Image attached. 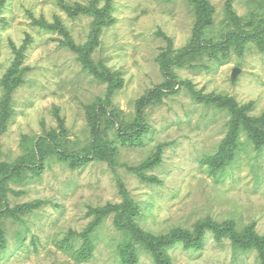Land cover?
<instances>
[{
    "label": "rangeland",
    "instance_id": "374dc122",
    "mask_svg": "<svg viewBox=\"0 0 264 264\" xmlns=\"http://www.w3.org/2000/svg\"><path fill=\"white\" fill-rule=\"evenodd\" d=\"M209 2L214 14L201 35L205 42H223L237 20L246 30L264 21V0ZM111 5L114 22L102 29L90 54L122 79V87L106 101L108 83L84 69L78 54L62 45L63 34L40 25L58 20L74 43L83 45L89 40L91 18L70 17L57 0H0V99L6 71L14 62L24 69L0 133V161L13 163L25 153L27 142L51 137L58 150L83 154L94 139L86 106L100 97L107 113L113 111L122 123L133 122L140 100L166 80L160 58H174L193 42L195 15L187 0H111ZM227 5L238 16L232 22ZM223 54L203 51L183 66H171L174 90L141 107L140 144H120L114 128L100 124L98 133L114 141L115 164L90 160L72 170L54 154L39 174L27 169L20 182L8 181L10 207L40 204L19 214L18 220L2 218L7 243L0 264H122L117 246L123 235L114 227L113 214L91 231V254L80 255L85 250L81 234L94 219L90 209L121 203L119 182L137 206L134 221L152 236L178 227L192 230L206 218L238 230L252 226L263 235L264 147L257 151L241 131L230 164L212 173L204 163L218 152L229 115L203 106L190 89L232 97L240 105L250 103L253 116L264 112V50L248 43L241 53L230 48ZM234 68L238 73L232 80ZM167 254L172 264H260L255 251H236L228 239L218 242L210 231L202 249L176 243ZM137 264L154 260L139 250Z\"/></svg>",
    "mask_w": 264,
    "mask_h": 264
},
{
    "label": "trees",
    "instance_id": "16d2710c",
    "mask_svg": "<svg viewBox=\"0 0 264 264\" xmlns=\"http://www.w3.org/2000/svg\"><path fill=\"white\" fill-rule=\"evenodd\" d=\"M99 1L89 0L87 4L75 2L70 4L65 0H57L58 6L70 17L86 16L91 18L89 40L83 45L75 44L58 20L55 25L45 22H42L40 25L46 30H55L63 34L65 40L62 42V45L67 46L78 54V58L84 69L88 70L98 80L108 83L106 100L108 101L110 95L122 87L123 82L118 72L112 71L101 61L99 63L94 62L90 57V54L98 46L102 29L114 22L111 0H107L104 6H99ZM164 1L170 2L172 0ZM187 1L191 5L195 15L193 42L187 49L180 51L174 58H160L166 80L140 100L137 107L138 114L133 122L122 123L113 111L107 113L106 102L98 97L94 102L86 106V117L93 130L94 139L83 154L77 152L70 154L65 150H58L54 137H51L49 138L51 141L47 138H40L36 144L27 142L24 147L25 153L19 156L13 163L0 161V252L5 249L7 243L2 218L11 216L18 220L20 219L19 214L30 213L38 208L40 204L30 202L10 207L6 196L7 190L10 189L7 186L8 181L14 180L20 182L23 179L22 172L27 169L31 170L34 175L39 174L43 168V162L54 154L59 161L66 164L72 170L86 165L90 160L102 161L110 165L115 164L116 149L114 141L110 140L108 135L105 136V133H103L105 137H102L98 133L97 128L102 123L104 127L108 128L111 126L114 128L115 138L120 144H140L141 135L144 131V121L140 117L141 107L153 101H160L167 91L174 90L176 81L172 74V65L183 66L189 57L203 51H210L211 54L222 51L224 54H227L230 48H233L238 53H241L248 43L256 44L260 50H264V21H260L255 26L249 24L251 28L250 30H246L237 20L233 23L235 28L227 32L223 42H205L201 38V35L204 29L210 26L213 21L214 8L209 0ZM227 14L231 22L238 18L229 5H227ZM13 50L16 55L21 54V50L17 51L14 47ZM23 74L24 69H21L19 64L14 62L2 79L3 97L0 99V133L5 130L11 111L10 102L12 93L18 86L22 85ZM190 92L191 97L203 106L214 108L220 112H226L229 115L227 122L228 130L219 146L218 152L214 156L207 157L204 160V163L210 168L212 173H216L232 162L235 157L238 137L241 131L246 132L248 139L254 143L257 151L263 149L264 112L260 116H253L249 114L252 107L250 103L240 105L232 97L218 93H202L193 89H190ZM107 114L109 116H106ZM113 124L116 128L113 127ZM52 135L54 136L55 133H52ZM35 164H38V166L34 167ZM119 185L121 194L123 195L121 203L90 209V214L94 219L81 234L84 241L83 245L85 246V250L83 249L84 251L80 254L82 257L91 254V231L96 229L107 215L113 214L114 227L123 235L117 246L122 264H137L139 250L151 256L154 264H172L167 254L168 249L176 243H181L186 249H202L204 246V235L207 231H210L218 242L228 239L232 248L236 251L243 253L255 251L260 264H264V234L259 235L252 226L238 230L231 223H218L211 218H206L199 220L192 230L178 227L166 234L152 236L134 221V218L138 214L137 206L128 197L123 184L119 182Z\"/></svg>",
    "mask_w": 264,
    "mask_h": 264
},
{
    "label": "water",
    "instance_id": "95a60500",
    "mask_svg": "<svg viewBox=\"0 0 264 264\" xmlns=\"http://www.w3.org/2000/svg\"><path fill=\"white\" fill-rule=\"evenodd\" d=\"M238 73V69L237 68H234L233 70H232V74H231V78H232V80L236 77V74Z\"/></svg>",
    "mask_w": 264,
    "mask_h": 264
}]
</instances>
